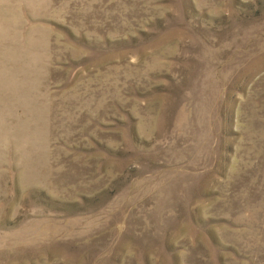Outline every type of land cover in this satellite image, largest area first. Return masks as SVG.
Wrapping results in <instances>:
<instances>
[{"label": "rangeland", "instance_id": "rangeland-1", "mask_svg": "<svg viewBox=\"0 0 264 264\" xmlns=\"http://www.w3.org/2000/svg\"><path fill=\"white\" fill-rule=\"evenodd\" d=\"M0 264H264V0H0Z\"/></svg>", "mask_w": 264, "mask_h": 264}]
</instances>
